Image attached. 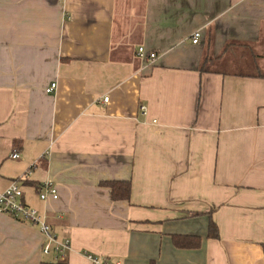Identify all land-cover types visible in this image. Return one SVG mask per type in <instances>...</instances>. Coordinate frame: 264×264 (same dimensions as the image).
Segmentation results:
<instances>
[{"label": "crops", "instance_id": "crops-1", "mask_svg": "<svg viewBox=\"0 0 264 264\" xmlns=\"http://www.w3.org/2000/svg\"><path fill=\"white\" fill-rule=\"evenodd\" d=\"M13 180L66 264H264V0H0V193ZM46 243L0 212V264L54 260Z\"/></svg>", "mask_w": 264, "mask_h": 264}, {"label": "built area", "instance_id": "built-area-1", "mask_svg": "<svg viewBox=\"0 0 264 264\" xmlns=\"http://www.w3.org/2000/svg\"><path fill=\"white\" fill-rule=\"evenodd\" d=\"M199 38V31H194L192 34V43H196ZM137 55L141 58L146 59L148 62H152L156 54L154 52H147L143 46H139L137 49ZM56 86L55 82H52L45 88V91L51 93L54 91ZM108 96L103 97V101L106 102ZM141 109L145 112V107ZM14 157L17 154L13 155ZM28 172L23 174L22 178L28 176ZM41 200H47L48 198L56 199L58 193L56 187L50 182L46 181L42 184L41 190L38 194ZM22 189L21 186L13 180L9 185L0 193V212L11 215L14 218L23 220L32 225H36L41 233L45 236L47 243L42 248V253L45 255H52L54 260H64L66 252L70 248V242L68 239H57L56 236L51 232V227L47 223L44 216H42L37 209L29 206L21 201ZM90 264H122L120 261H111L106 257L96 256L91 253L84 254Z\"/></svg>", "mask_w": 264, "mask_h": 264}, {"label": "trees", "instance_id": "trees-1", "mask_svg": "<svg viewBox=\"0 0 264 264\" xmlns=\"http://www.w3.org/2000/svg\"><path fill=\"white\" fill-rule=\"evenodd\" d=\"M110 189L111 198L113 200L127 199L130 190V184L126 181L111 180L103 183ZM197 214V213H193ZM208 236L211 238H217L216 224L210 220L208 225ZM173 242L176 247L179 248H195L200 244V238L192 235H174ZM40 264H66V262L50 260L48 262H42Z\"/></svg>", "mask_w": 264, "mask_h": 264}]
</instances>
